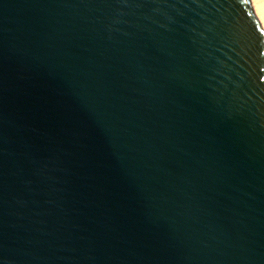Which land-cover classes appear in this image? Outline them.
<instances>
[{
  "label": "water",
  "instance_id": "95a60500",
  "mask_svg": "<svg viewBox=\"0 0 264 264\" xmlns=\"http://www.w3.org/2000/svg\"><path fill=\"white\" fill-rule=\"evenodd\" d=\"M0 264H264L250 0H0Z\"/></svg>",
  "mask_w": 264,
  "mask_h": 264
},
{
  "label": "bare ground",
  "instance_id": "6f19581e",
  "mask_svg": "<svg viewBox=\"0 0 264 264\" xmlns=\"http://www.w3.org/2000/svg\"><path fill=\"white\" fill-rule=\"evenodd\" d=\"M250 2L264 31V0H250Z\"/></svg>",
  "mask_w": 264,
  "mask_h": 264
}]
</instances>
